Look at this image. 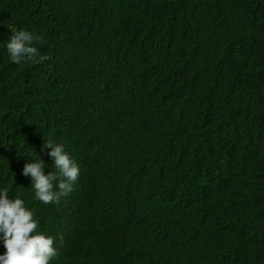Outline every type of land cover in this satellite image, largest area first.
Instances as JSON below:
<instances>
[{"label": "trees", "instance_id": "obj_1", "mask_svg": "<svg viewBox=\"0 0 264 264\" xmlns=\"http://www.w3.org/2000/svg\"><path fill=\"white\" fill-rule=\"evenodd\" d=\"M14 27L40 34L36 47L45 59L8 60L3 43ZM60 72L71 78L67 103L51 104ZM78 99L86 105L73 107ZM192 114L201 130L215 119L211 152H203L204 134L181 147L188 133L176 134L174 125ZM32 118L42 136L74 140L82 155L93 138L102 144L105 132L120 137L119 172L149 195L121 196L115 214L123 182L95 173L80 205L64 197L52 208L64 255L50 264H199L193 240L207 244L209 264H264V199L255 198L260 190L264 196V0H0V172L13 152L32 148ZM201 153L223 157L215 178L199 171ZM151 155L157 161H148ZM183 183L210 208L205 226L195 225L176 197L173 187ZM29 199L38 221L41 210L52 212ZM107 203V219L98 222ZM142 209L152 215V232L131 252L118 235ZM245 222L254 240L239 236Z\"/></svg>", "mask_w": 264, "mask_h": 264}, {"label": "clouds", "instance_id": "obj_2", "mask_svg": "<svg viewBox=\"0 0 264 264\" xmlns=\"http://www.w3.org/2000/svg\"><path fill=\"white\" fill-rule=\"evenodd\" d=\"M11 34L3 43L6 49L8 60L12 63L20 65L22 63H36L45 59L39 53L36 44L41 41V36L35 30L24 28H12ZM63 73L57 74V81L54 84L58 95L51 96V104H66L69 93V79H64ZM76 83L79 82L76 77L72 78ZM68 81V83H66ZM67 84V85H66ZM86 105L85 101L77 100L73 107ZM49 106V103H48ZM13 114L21 120V110L13 107ZM220 118L218 119V133L220 134ZM215 119L203 130L200 129L195 114L186 117L183 115L179 118V123L174 125L176 134H184L188 130L185 140L178 139L181 147L186 150L189 140L193 137V142L201 139L204 134L207 138L204 150L211 152L215 149V140L213 136L218 138L214 129ZM27 127L34 132L30 137L29 143L32 148L24 145L26 148L22 152H18L16 157L13 154L8 158L5 172H0V264H50L54 257L63 256L64 242L57 247L56 240L60 237V232L52 230L51 223L56 220L58 209L52 211L61 199L69 197L74 200V204L80 205L78 198H81L80 191L90 181L94 185V177L100 175L106 180H121L123 188L117 194L114 201V210L122 206L121 196L125 199L131 198V193L137 191L145 197H149L144 187L136 186L132 181L126 180L119 172L123 170L120 163L123 160L117 159L120 142L116 139L115 134L105 132L102 144H98L93 138V146L89 143L83 150V155L76 152L74 140H67L65 137L53 136L39 132V120L32 118ZM114 132L115 129H110ZM135 137L140 140L142 134L136 133ZM141 141V140H140ZM38 151L39 155L35 152ZM196 156V154L194 153ZM145 157V154H143ZM138 161L141 156H135ZM223 159L213 158L211 155L201 153L198 156V169L209 178H215L216 170L219 168L217 161ZM148 161H157L154 156H150ZM99 169H103L100 171ZM91 170L90 174L86 172ZM97 170V172H95ZM264 177V170L261 171ZM214 182V181H213ZM211 182L212 185L214 183ZM173 187L176 197L179 201L191 209V221L195 225L205 226L207 222V212L209 207L199 205L189 194V190L183 183ZM248 187H243L242 191L247 192ZM31 197L33 200L45 204L52 212L50 214L41 210V219L35 217L36 211L33 201L24 200V197ZM255 198L264 199L263 190L255 194ZM103 201V200H102ZM107 207L101 211V217L98 222H103L108 216ZM40 206V207H43ZM103 206V204H102ZM75 211H81L75 206ZM140 215L124 222L120 229L118 239L128 251L133 252L139 243L151 234V218L152 215L147 210H140ZM98 224V223H94ZM210 226V225H209ZM239 236L242 233L249 240H254L256 235L250 233V226L245 222L239 227ZM49 231L51 233H49ZM202 230L194 231L191 235L192 239L198 236ZM258 232L261 228L258 227ZM207 244L197 243L193 240L192 248L199 264H209L205 249ZM69 253H66L67 255ZM191 260H178L175 264H191ZM56 264V263H55ZM172 264V263H170Z\"/></svg>", "mask_w": 264, "mask_h": 264}, {"label": "bare ground", "instance_id": "obj_3", "mask_svg": "<svg viewBox=\"0 0 264 264\" xmlns=\"http://www.w3.org/2000/svg\"><path fill=\"white\" fill-rule=\"evenodd\" d=\"M62 76H63V77H67L68 75L63 74ZM84 196H86V195H84ZM82 205H85V204H82ZM88 216H90V215H88ZM97 216H99V215H97ZM100 216H101V215H100ZM49 233H51V232L49 231ZM72 243H75V239H72ZM69 251H71V250H69Z\"/></svg>", "mask_w": 264, "mask_h": 264}, {"label": "water", "instance_id": "obj_4", "mask_svg": "<svg viewBox=\"0 0 264 264\" xmlns=\"http://www.w3.org/2000/svg\"><path fill=\"white\" fill-rule=\"evenodd\" d=\"M185 132H188V130H187V131H185Z\"/></svg>", "mask_w": 264, "mask_h": 264}]
</instances>
